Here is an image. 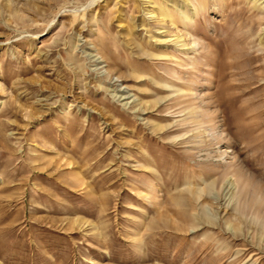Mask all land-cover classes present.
Returning a JSON list of instances; mask_svg holds the SVG:
<instances>
[{
    "label": "rangeland",
    "instance_id": "rangeland-1",
    "mask_svg": "<svg viewBox=\"0 0 264 264\" xmlns=\"http://www.w3.org/2000/svg\"><path fill=\"white\" fill-rule=\"evenodd\" d=\"M0 264H264V0H0Z\"/></svg>",
    "mask_w": 264,
    "mask_h": 264
}]
</instances>
